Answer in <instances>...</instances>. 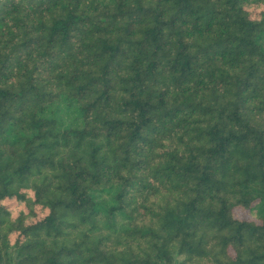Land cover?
Returning <instances> with one entry per match:
<instances>
[{
    "label": "trees",
    "instance_id": "trees-1",
    "mask_svg": "<svg viewBox=\"0 0 264 264\" xmlns=\"http://www.w3.org/2000/svg\"><path fill=\"white\" fill-rule=\"evenodd\" d=\"M0 264H264V0H0Z\"/></svg>",
    "mask_w": 264,
    "mask_h": 264
},
{
    "label": "rangeland",
    "instance_id": "rangeland-1",
    "mask_svg": "<svg viewBox=\"0 0 264 264\" xmlns=\"http://www.w3.org/2000/svg\"><path fill=\"white\" fill-rule=\"evenodd\" d=\"M16 208H18V207L17 206H13V209L14 210ZM234 214H235L236 218H238V219H247V220H250V219H253L254 218V215L251 212H247L244 209H237L234 212Z\"/></svg>",
    "mask_w": 264,
    "mask_h": 264
}]
</instances>
